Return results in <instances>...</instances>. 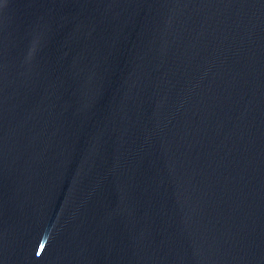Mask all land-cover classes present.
Instances as JSON below:
<instances>
[{"label":"water","instance_id":"obj_1","mask_svg":"<svg viewBox=\"0 0 264 264\" xmlns=\"http://www.w3.org/2000/svg\"><path fill=\"white\" fill-rule=\"evenodd\" d=\"M0 264H264V0H0Z\"/></svg>","mask_w":264,"mask_h":264}]
</instances>
